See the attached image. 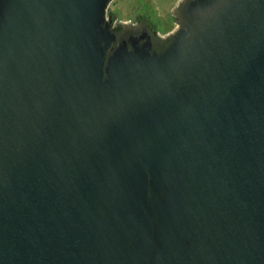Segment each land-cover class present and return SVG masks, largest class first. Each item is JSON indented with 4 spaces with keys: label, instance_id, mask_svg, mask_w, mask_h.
Wrapping results in <instances>:
<instances>
[{
    "label": "water",
    "instance_id": "obj_1",
    "mask_svg": "<svg viewBox=\"0 0 264 264\" xmlns=\"http://www.w3.org/2000/svg\"><path fill=\"white\" fill-rule=\"evenodd\" d=\"M0 0V264H264V0Z\"/></svg>",
    "mask_w": 264,
    "mask_h": 264
},
{
    "label": "flooded vegetation",
    "instance_id": "obj_2",
    "mask_svg": "<svg viewBox=\"0 0 264 264\" xmlns=\"http://www.w3.org/2000/svg\"><path fill=\"white\" fill-rule=\"evenodd\" d=\"M122 0H112L107 9V15L111 17L113 24L115 26L120 25H137L141 22H145L150 26L159 36H162L161 31L159 30L157 24L162 17H165V13L161 11L162 5L159 0H136L135 3L127 5V15L125 18H120L117 15L118 7L121 6ZM124 0L123 2H125ZM142 1V2H141ZM177 1V0H176ZM179 1V0H178ZM182 0L178 5H173L174 7L170 8V17L171 20H175V10L180 5ZM113 5V9H112Z\"/></svg>",
    "mask_w": 264,
    "mask_h": 264
},
{
    "label": "rangeland",
    "instance_id": "obj_3",
    "mask_svg": "<svg viewBox=\"0 0 264 264\" xmlns=\"http://www.w3.org/2000/svg\"><path fill=\"white\" fill-rule=\"evenodd\" d=\"M123 1L124 0L121 1V6L118 7V12H117V15L120 18H125V16L128 13L127 12L128 7H126V6L131 4V3L134 4L136 0H126L125 2H123ZM159 2L161 3L162 8H163L161 11H163L166 16L161 18V20L158 22L157 26H158L159 30L161 31L162 36L165 37L166 35L173 33L177 28V24H176L175 20L174 19L171 20L172 18L170 17L169 13H170V8L174 7L175 5H178L180 0L179 1L178 0L177 1L176 0H159ZM112 9H113V5H112Z\"/></svg>",
    "mask_w": 264,
    "mask_h": 264
}]
</instances>
